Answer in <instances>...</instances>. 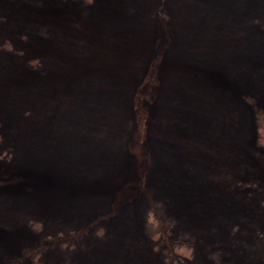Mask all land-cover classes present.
Segmentation results:
<instances>
[{
    "label": "rangeland",
    "instance_id": "1",
    "mask_svg": "<svg viewBox=\"0 0 264 264\" xmlns=\"http://www.w3.org/2000/svg\"><path fill=\"white\" fill-rule=\"evenodd\" d=\"M0 264H264V0H0Z\"/></svg>",
    "mask_w": 264,
    "mask_h": 264
},
{
    "label": "bare ground",
    "instance_id": "2",
    "mask_svg": "<svg viewBox=\"0 0 264 264\" xmlns=\"http://www.w3.org/2000/svg\"><path fill=\"white\" fill-rule=\"evenodd\" d=\"M212 14L216 17L217 15H219L216 11H214V12H212ZM179 85V84H178ZM178 87V86H177ZM179 87H180V85H179ZM181 89V88H180ZM198 115L197 114H195V117H197ZM173 132V131H172Z\"/></svg>",
    "mask_w": 264,
    "mask_h": 264
}]
</instances>
